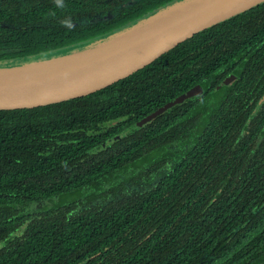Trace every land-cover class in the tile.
I'll return each mask as SVG.
<instances>
[{
  "label": "trees",
  "instance_id": "obj_1",
  "mask_svg": "<svg viewBox=\"0 0 264 264\" xmlns=\"http://www.w3.org/2000/svg\"><path fill=\"white\" fill-rule=\"evenodd\" d=\"M108 6L0 0V67L132 25L75 23ZM83 261L264 264V1L98 91L0 109V264Z\"/></svg>",
  "mask_w": 264,
  "mask_h": 264
},
{
  "label": "water",
  "instance_id": "obj_2",
  "mask_svg": "<svg viewBox=\"0 0 264 264\" xmlns=\"http://www.w3.org/2000/svg\"><path fill=\"white\" fill-rule=\"evenodd\" d=\"M263 1L180 0L85 48L17 65L1 66L0 73L31 67L57 69L56 67L60 66H82L132 47L122 59L86 76L53 81L0 82V109L34 108L98 91L145 67L197 32ZM151 30L153 32L150 33ZM233 78L234 76L230 75L225 82L229 83ZM201 93L202 87L196 85L177 96L175 102L182 103L186 98ZM173 104L174 102H167L138 121L137 125L141 126L150 121ZM84 263L85 261L77 264Z\"/></svg>",
  "mask_w": 264,
  "mask_h": 264
},
{
  "label": "bare ground",
  "instance_id": "obj_3",
  "mask_svg": "<svg viewBox=\"0 0 264 264\" xmlns=\"http://www.w3.org/2000/svg\"><path fill=\"white\" fill-rule=\"evenodd\" d=\"M151 32H153V30H151L150 33ZM131 49L132 47L126 48L124 50L115 52L106 57H103L101 59L95 60L93 62H90L82 66H75V67L60 66V67H56L57 69L31 67V68L9 70L6 73H0V82L33 81V80L53 81V80L67 79L76 76L78 77L84 75L86 76L112 65L113 63L125 57L131 51Z\"/></svg>",
  "mask_w": 264,
  "mask_h": 264
},
{
  "label": "flooded vegetation",
  "instance_id": "obj_4",
  "mask_svg": "<svg viewBox=\"0 0 264 264\" xmlns=\"http://www.w3.org/2000/svg\"><path fill=\"white\" fill-rule=\"evenodd\" d=\"M108 8L100 10L87 18H79L75 23H87V22H105V21H117L124 20V23H136L142 19H145L149 15L169 6L180 0H168L164 5L159 4L162 0H107ZM150 2L159 4L158 7H154L152 10H143ZM139 13V14H138Z\"/></svg>",
  "mask_w": 264,
  "mask_h": 264
}]
</instances>
